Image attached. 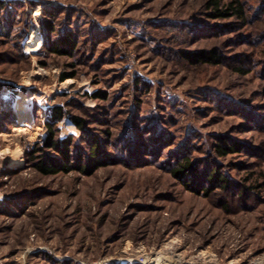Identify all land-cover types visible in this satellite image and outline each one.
<instances>
[{
  "label": "rangeland",
  "instance_id": "rangeland-1",
  "mask_svg": "<svg viewBox=\"0 0 264 264\" xmlns=\"http://www.w3.org/2000/svg\"><path fill=\"white\" fill-rule=\"evenodd\" d=\"M208 1L0 0V264H264V0ZM65 35L73 54L51 52ZM58 106V138L100 141L101 165L38 170Z\"/></svg>",
  "mask_w": 264,
  "mask_h": 264
},
{
  "label": "trees",
  "instance_id": "trees-1",
  "mask_svg": "<svg viewBox=\"0 0 264 264\" xmlns=\"http://www.w3.org/2000/svg\"><path fill=\"white\" fill-rule=\"evenodd\" d=\"M223 0H209L208 5L214 9V13L212 14L214 17L219 16H231L236 15L237 17L244 18L245 17V10L244 6L240 0H231L227 4L222 5ZM225 6V7H223ZM231 12V13H230ZM47 31L52 33L55 30L54 24L48 21L45 24ZM48 44V40H44L43 45L41 48L45 47ZM51 52L58 53V54H73V52L77 49V42L71 35H65L62 37L60 42L52 43L49 47ZM208 61L210 62H218L220 60V55L217 53L215 49L210 51L209 56L207 57ZM241 70V69H239ZM65 78V76H63ZM65 112L62 107L58 106L55 107L51 113V120L46 123L48 127V135L44 142V146L38 151L49 148V150L55 151L59 156H51L49 154L41 155L39 162L37 163V168L44 174H56L59 172H70L73 169H80L85 170L88 167H97L102 164L101 162V155L102 154V146L100 141H95L91 146L88 154L82 156V153H75L73 152L72 145H73V138L69 136L66 139L60 140L56 133V125L57 123L64 117ZM77 126L82 128L81 120L78 117H73ZM236 144L232 147H222V145H218V151L221 154H227L228 151H236L237 149ZM37 150L31 151V159H36L35 152ZM76 157V159L74 158ZM173 168V173L177 177H186L192 176L191 182L193 183L194 187L197 185V176H199V171L195 167L194 163L189 158H183L179 163H177ZM207 178L208 183L221 185L222 187H226L227 179L224 175L220 173L217 169L212 170L209 173ZM190 185V184H187ZM211 187V186H210ZM210 187L206 188V194L209 195L211 192ZM198 189L195 187V190Z\"/></svg>",
  "mask_w": 264,
  "mask_h": 264
},
{
  "label": "bare ground",
  "instance_id": "bare-ground-1",
  "mask_svg": "<svg viewBox=\"0 0 264 264\" xmlns=\"http://www.w3.org/2000/svg\"><path fill=\"white\" fill-rule=\"evenodd\" d=\"M34 39L35 38H33V40L28 43L27 50H26L27 53L31 54V52H38L41 49L42 39H39L37 41H34ZM17 109L19 110L21 115L24 114L22 111H20V109H21L20 107H17ZM28 112H26V114H29ZM22 163H23V160L20 161V164H22ZM13 166H15V165H13ZM167 253H168L167 250H165V251L162 250V251H159V254L156 253L155 255H148L147 258H149V259H152V258L163 259L165 261H168V263H166V264H200L202 262L201 259L184 260L182 256L174 255V254L168 255ZM147 260L148 259H145L144 261H140V262L145 263V262H147Z\"/></svg>",
  "mask_w": 264,
  "mask_h": 264
}]
</instances>
